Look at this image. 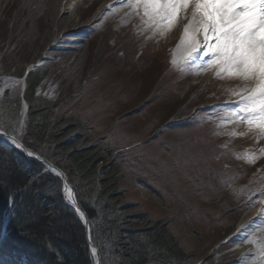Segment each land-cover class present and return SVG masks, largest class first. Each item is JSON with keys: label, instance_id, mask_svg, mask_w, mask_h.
<instances>
[{"label": "rangeland", "instance_id": "1", "mask_svg": "<svg viewBox=\"0 0 264 264\" xmlns=\"http://www.w3.org/2000/svg\"><path fill=\"white\" fill-rule=\"evenodd\" d=\"M73 3L79 4L76 13L75 10L70 9L72 6L70 5L66 8L73 13L66 11L65 16L72 14L73 22L78 24V28L73 31L80 30L79 34L72 37L82 41L79 51L82 68L76 78L72 80L60 78V76V79L55 78L56 63L50 62L48 58L40 59L37 56L40 38L48 26L46 17H40L35 22H27V30L34 29L36 34H33L31 39H26L22 35L21 38L18 34L10 32L19 9V0H9L0 6V118L4 119L7 116L5 123L0 124V128L8 130L16 138H22L24 135L27 107L29 106L25 100H22L27 86V79L23 78V75L28 65H32L30 73L39 77L35 92L30 96L35 105L41 106L43 101L58 102L63 106L60 111L64 115L63 119H73V124L79 126L78 133L91 134L93 144L100 139H107L109 144L117 150L109 160V162H114L115 159L122 161L114 187L121 194L122 201L128 204L126 206L131 207L130 211L121 216V219L136 214L144 218V222L148 221L152 225L162 224L161 226L166 228L168 234L170 232L173 239L187 255V259L184 261L174 253L167 259L147 258V264H242L240 257L234 255L233 251L236 250L240 240L249 235L250 229L242 228L240 230L238 226L232 233L224 237L222 231L225 227L223 225L234 214V210L231 209L233 213L225 215L226 211H223L217 202L211 200L197 202L189 190L187 182L192 180V177L202 176V173L195 167L205 163L206 157L210 158L207 153L214 151L215 146L210 140L208 130L202 125L196 127V136L178 127H175L174 131L171 129L170 122L176 119L171 121L172 118L168 117L170 113H177V110L171 111L173 107L167 104L180 101L179 90L173 86L168 87L166 83L157 82L156 88L146 94L142 93V90L134 92L135 104L129 101L130 106L123 112L113 107L112 100L117 97L123 101L127 100L121 96L126 84L154 85V79L139 82L141 77L137 72H140L142 67L140 68L137 63L135 70L127 68V75L124 74V71L115 70L117 60L110 59L113 57L107 52H104L102 56V59L110 60L105 67L103 66V82L98 75L101 66L90 64V59L95 62L97 52L103 51V47L98 48L100 41L92 42L90 40L87 28L100 30L103 24L111 21L115 22L116 28L128 27L133 19L138 17L136 2H128L129 10L124 15H112L107 22L104 17L99 19L100 10L105 6L112 7L111 5L116 4V0H95L88 3L101 4L95 18L93 17L88 22H82L78 16L79 9L83 6V8H87L88 4L79 3V0H73ZM141 11L144 17L134 22L136 35L145 37L139 45L140 49L144 48L147 42L155 45L157 48L154 49L155 51L172 48V65L178 68L188 64L185 72L188 73L193 83L201 81L199 76L203 72L215 71L217 73L218 64L212 63L216 57L211 59L215 52L214 48H209L205 55V50L201 47L199 53L191 52L188 59L180 53L184 29L187 19L192 13L191 6L186 12L187 14L185 13L186 15H179L171 24L164 23V20H154L148 23L149 14H145V8H142ZM127 17L130 20L124 23L123 20ZM25 21L24 16L21 19V28ZM205 23L208 22L205 21ZM208 27L207 36L209 37L208 43H210L212 35L210 23H208ZM101 34L105 37L104 32ZM66 36L69 37V35ZM121 43L122 41L116 39L110 40L112 55L125 53ZM204 43L205 37L202 36L200 45L202 46ZM129 48L134 50L137 49V46L132 45ZM208 61L210 66L204 68L203 64ZM109 83L112 84L110 90L114 91V94L107 90V93L103 95L101 92L110 85ZM252 83L247 79L234 78L229 82H220L217 77L205 78L200 82L201 86L203 85L206 89L201 93L203 99L198 108L204 111L202 118L204 122L214 123V128L217 131L215 139L219 140L222 136H226L223 147L232 148L235 146L236 149L242 150L244 159L246 158L244 163L249 167H256L255 176L259 175L256 180L259 183L256 187L263 188L261 192L264 196V129L259 127L256 114L248 112L247 109L240 111L247 102L246 98L253 91L252 88L255 85ZM214 87L216 88L215 92L211 93V88ZM124 91L127 92V89ZM16 98L22 100L19 114L15 112ZM24 98L27 97L24 96ZM190 98L191 96L185 104L190 103ZM152 102L154 103L152 104ZM135 105L137 109L147 111H144L140 117L128 116L131 114L130 112L136 111ZM6 110H8L7 113ZM194 110L196 113L197 109ZM148 111L149 115L144 116ZM184 111L182 108L180 114L184 115ZM12 114L16 117H13ZM184 116L179 119L187 120ZM42 120L51 124L57 121L51 117L45 118V116L42 117ZM122 121L125 124L121 123ZM126 124L128 126H125ZM184 139L190 143L187 149ZM40 144L41 146L46 144L44 138ZM184 173L188 180L184 179ZM100 178L103 179L101 176ZM103 190L102 186L97 188V192L102 194L110 191ZM91 191L95 196L98 194L94 192L92 184ZM261 203L262 206L257 210L264 213V201ZM97 204L93 198L91 206L96 207ZM11 205L8 204L5 209V211L7 210V221L12 212ZM71 207L73 206L70 205ZM216 213L217 217H215ZM75 215L77 218L81 216L77 213ZM95 239L103 248L104 244H108L107 239L92 238L94 244ZM4 244L8 250L12 251L11 247ZM96 246L95 244L94 247L98 249ZM154 252H156V248ZM12 254L6 258H0V264H26L24 258L21 260L16 257L15 261ZM89 254L91 258H95V251L90 247ZM107 256L111 258L109 253ZM262 261L264 262V259ZM96 263L98 264L97 260ZM101 264H103V259ZM106 264L115 263L109 259ZM132 264H135V261H132Z\"/></svg>", "mask_w": 264, "mask_h": 264}, {"label": "trees", "instance_id": "2", "mask_svg": "<svg viewBox=\"0 0 264 264\" xmlns=\"http://www.w3.org/2000/svg\"><path fill=\"white\" fill-rule=\"evenodd\" d=\"M29 79L26 93L29 120L22 142L63 170L75 186L79 204L89 216L91 237L108 241L103 248L95 239L103 264L109 259L115 264H132V261L147 264V258L167 259L171 253L183 259V253L162 224L144 222L145 219L136 214L121 219L131 207L126 206L114 187L122 161L109 160L117 150L107 139L93 144L91 134L78 133L79 126L73 124V119H63L60 112L63 106L58 102L43 101L41 106H36L30 96L39 80L34 75ZM19 108L20 98H16L17 114ZM43 116L57 121L48 123L42 120ZM42 126L43 132L40 131ZM43 138L46 144L41 146ZM13 159L14 149L0 143V232L3 210L9 197L15 195L13 217L4 240L12 248L9 255L14 252L18 259H27L26 264H96L95 258L89 256L83 221L64 202L60 177L41 175L44 169L37 162L21 156L20 162ZM91 184L95 193L100 186L103 191H110L95 196ZM92 197L98 203L96 207L91 206ZM7 250L5 247L1 258L9 256Z\"/></svg>", "mask_w": 264, "mask_h": 264}, {"label": "bare ground", "instance_id": "3", "mask_svg": "<svg viewBox=\"0 0 264 264\" xmlns=\"http://www.w3.org/2000/svg\"><path fill=\"white\" fill-rule=\"evenodd\" d=\"M6 1L9 0H0V6L6 3ZM71 0H19V9L16 13L14 23L12 28L10 29L11 34H18L21 38L22 36L26 39H31L33 37V34L35 33L34 29H28L26 28L27 22L36 21V19H39L40 17L45 16L48 22V26L46 30L42 33V37L40 38L38 47H37V56L38 58L47 59L50 60V62L56 63V72L54 74L55 78H70L71 80L73 78H76L77 73L81 70L82 65L80 64V44L82 43L76 38H73L72 36L75 34H78L79 31H73L75 28H78V24L74 23L72 20V14H69V16H65V14L68 12V10L64 7H67V2ZM191 6V4L189 5ZM188 6V7H189ZM118 7L115 5L114 7H103L100 10V15H104L108 17H111L113 13L116 11H119L115 9ZM187 7V8H188ZM186 8V9H187ZM186 12L185 9H182L181 12ZM67 11V12H66ZM66 12V13H65ZM195 10L192 12L191 16L187 19L186 27H189V34L192 33L190 36L196 35L197 41H199V29L200 25L202 24L201 15L199 13H196L194 16ZM120 13H118L119 15ZM187 14V13H186ZM184 14V15H186ZM25 16V22L22 23V28L20 26L22 17ZM158 16H149L150 21L157 20ZM39 34V33H38ZM22 35V36H21ZM66 35H69L66 36ZM211 44L215 43L214 39H211ZM189 51V45L187 49H183L181 53H186ZM36 57V56H35ZM37 58V57H36ZM35 62V60H34ZM33 62V63H34ZM32 63V64H33ZM29 67L31 65H28ZM207 66H210V63L207 64ZM203 78H216L217 80L224 77L223 80H226L227 78L237 77L238 79L245 80V78L242 75L230 73L227 70V67L220 63V69L216 72H208L204 73L202 75ZM59 78V79H60ZM249 81H252L255 86H253V90L257 87L258 81L256 79H247ZM8 110H6L7 113ZM7 119V116L5 118H0V124H4ZM28 122H25V128H24V134L27 131ZM45 128L42 126L40 127V131H44ZM21 140V138H19ZM24 145L25 150L18 149L16 147L10 146L8 149H14V159L13 161L20 162V156L22 158H25L26 160L37 162L41 164L42 168L44 169L41 173V175H58V171L54 169L51 166H49V161L41 155L39 152L32 150L25 146V144L21 141ZM27 152H33V156H28ZM39 157V158H37ZM22 164H18V166H21ZM19 169V168H18ZM20 171V170H19ZM25 172V170H23ZM56 174V175H55ZM21 175V171L20 174ZM60 179L62 180V194L65 204L71 209L73 212L80 214V219L83 221L84 227L90 225V220L88 213L81 207L79 204L77 193L75 190V186L70 182L68 178L66 180L69 183V186L65 184L64 179L62 175L59 173L58 175ZM20 178V177H19ZM22 180V178H20ZM40 185V183H39ZM67 186V188L65 187ZM73 188L75 190L71 191V198L68 196V189L71 190ZM68 203V204H67ZM82 209V211L85 213L83 214L80 210L77 212L75 209L77 208L76 205ZM70 205L73 207L70 208ZM119 214L122 213V211L118 212ZM263 212L261 211H253L245 214V216L242 218L239 227L242 228L244 226H252L250 228L253 229L251 231V234L248 238L243 237L240 240V243L236 246V250L233 251V254L237 257H240V261H243L247 264H264L262 259H264V215H262ZM175 245L178 246V248L183 253V261L187 259V255L184 252V250L178 245V243L175 241ZM98 253L100 256V259L98 258L96 252H95V261L97 260L98 263L102 259L101 251L98 248ZM7 254H10V250H7ZM177 255V254H176ZM169 256H172V253L169 254ZM97 264V263H96ZM184 264V263H183Z\"/></svg>", "mask_w": 264, "mask_h": 264}, {"label": "snow or ice", "instance_id": "4", "mask_svg": "<svg viewBox=\"0 0 264 264\" xmlns=\"http://www.w3.org/2000/svg\"><path fill=\"white\" fill-rule=\"evenodd\" d=\"M140 4H143L146 15L151 13L169 24L182 9L194 5V16L199 13L203 21L211 24L215 43H208V23L204 24V45L201 46L195 36H190L189 27H185L181 43L188 42L191 52L202 47L205 55L209 48H214L216 59L212 63H222L230 73L258 81L240 111L247 109L256 114L259 127L264 129V0H136V6ZM7 139L16 148L26 151L15 137L7 136ZM27 155L33 156L34 153L27 152ZM68 196L71 198L70 189ZM75 210L79 212L78 207Z\"/></svg>", "mask_w": 264, "mask_h": 264}, {"label": "water", "instance_id": "5", "mask_svg": "<svg viewBox=\"0 0 264 264\" xmlns=\"http://www.w3.org/2000/svg\"><path fill=\"white\" fill-rule=\"evenodd\" d=\"M49 166H51L53 169H55V170L58 171V169L54 168L51 164H49ZM58 172L62 175L65 184L69 186V183H68V181L66 180L65 176H64L60 171H58ZM71 189H72V188H71ZM75 205H76V204H75ZM76 207H78V206L76 205ZM78 208H79V207H78ZM79 210H80L83 214H85V213L82 211L81 208H79ZM91 246H92V248L94 249V251L96 252L98 258L100 259V256H99V253H98V250H97L92 244H91Z\"/></svg>", "mask_w": 264, "mask_h": 264}]
</instances>
